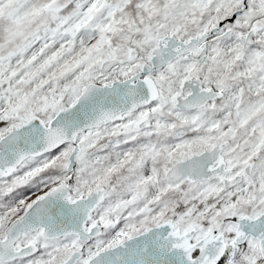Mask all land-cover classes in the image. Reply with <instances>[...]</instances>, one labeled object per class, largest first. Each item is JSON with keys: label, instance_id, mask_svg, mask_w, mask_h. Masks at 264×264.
I'll list each match as a JSON object with an SVG mask.
<instances>
[{"label": "snow or ice", "instance_id": "snow-or-ice-1", "mask_svg": "<svg viewBox=\"0 0 264 264\" xmlns=\"http://www.w3.org/2000/svg\"><path fill=\"white\" fill-rule=\"evenodd\" d=\"M0 264H264V0H0Z\"/></svg>", "mask_w": 264, "mask_h": 264}]
</instances>
